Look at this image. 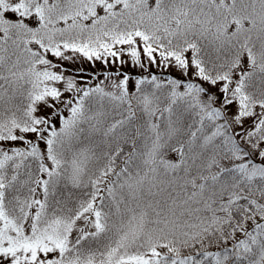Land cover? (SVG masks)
<instances>
[{
	"label": "snow or ice",
	"instance_id": "1",
	"mask_svg": "<svg viewBox=\"0 0 264 264\" xmlns=\"http://www.w3.org/2000/svg\"><path fill=\"white\" fill-rule=\"evenodd\" d=\"M0 264H264V0H0Z\"/></svg>",
	"mask_w": 264,
	"mask_h": 264
}]
</instances>
